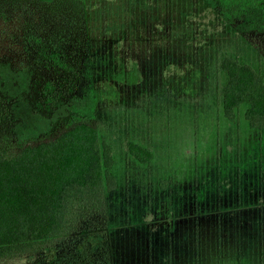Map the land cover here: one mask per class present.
<instances>
[{
	"label": "rangeland",
	"instance_id": "obj_1",
	"mask_svg": "<svg viewBox=\"0 0 264 264\" xmlns=\"http://www.w3.org/2000/svg\"><path fill=\"white\" fill-rule=\"evenodd\" d=\"M41 2L82 19L84 36L71 34L76 89L38 101L27 72L0 64L10 110L0 139L94 123L113 155L112 264H264V131L257 142L244 104L224 118L219 69L227 55L264 77V0ZM128 142L149 151L147 162Z\"/></svg>",
	"mask_w": 264,
	"mask_h": 264
},
{
	"label": "trees",
	"instance_id": "obj_2",
	"mask_svg": "<svg viewBox=\"0 0 264 264\" xmlns=\"http://www.w3.org/2000/svg\"><path fill=\"white\" fill-rule=\"evenodd\" d=\"M48 7L41 0H0V64L27 72L38 101L56 103L76 89L74 54L80 41L71 34L84 36L85 30L79 15ZM219 69L226 77L224 118L234 121L244 104V120L260 142L264 77L227 55ZM8 115L9 102L0 92V121ZM126 150L140 163L150 157L130 142ZM112 165L111 148L86 118H73L36 139H0V263L17 257V264H112L107 248L113 227L108 198L115 188ZM262 198L264 204V193Z\"/></svg>",
	"mask_w": 264,
	"mask_h": 264
}]
</instances>
